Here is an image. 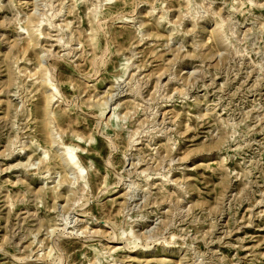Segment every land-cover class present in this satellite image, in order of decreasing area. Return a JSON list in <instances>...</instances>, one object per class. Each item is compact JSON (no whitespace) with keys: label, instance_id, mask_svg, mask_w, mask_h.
I'll use <instances>...</instances> for the list:
<instances>
[{"label":"rangeland","instance_id":"374dc122","mask_svg":"<svg viewBox=\"0 0 264 264\" xmlns=\"http://www.w3.org/2000/svg\"><path fill=\"white\" fill-rule=\"evenodd\" d=\"M0 264H264V0H0Z\"/></svg>","mask_w":264,"mask_h":264},{"label":"bare ground","instance_id":"6f19581e","mask_svg":"<svg viewBox=\"0 0 264 264\" xmlns=\"http://www.w3.org/2000/svg\"><path fill=\"white\" fill-rule=\"evenodd\" d=\"M62 157H64V156H62ZM71 159H72V158H71ZM65 161H66V160H65ZM66 163H67V164H70V161L67 160ZM66 163H65V164H66ZM67 166H68V165H67ZM74 166H75V165H74Z\"/></svg>","mask_w":264,"mask_h":264}]
</instances>
